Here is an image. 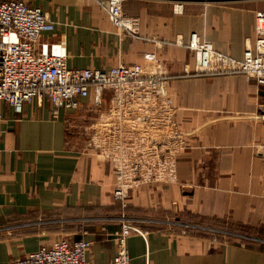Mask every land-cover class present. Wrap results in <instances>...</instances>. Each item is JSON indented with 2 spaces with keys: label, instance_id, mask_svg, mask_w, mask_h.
Instances as JSON below:
<instances>
[{
  "label": "crops",
  "instance_id": "0c3cea01",
  "mask_svg": "<svg viewBox=\"0 0 264 264\" xmlns=\"http://www.w3.org/2000/svg\"><path fill=\"white\" fill-rule=\"evenodd\" d=\"M21 1L54 24L36 53L64 55L67 68L139 64L156 52L187 145L177 181L130 192L122 219L109 163L85 148L83 132L108 92L96 107L90 88L57 114L45 98L20 112L0 101V264L61 237L86 240V261L110 264L125 225L129 264H264V87L242 74H195L187 48L195 33L241 59L264 0H123V13L140 18L138 37L123 39L106 0Z\"/></svg>",
  "mask_w": 264,
  "mask_h": 264
},
{
  "label": "built area",
  "instance_id": "2783aa9c",
  "mask_svg": "<svg viewBox=\"0 0 264 264\" xmlns=\"http://www.w3.org/2000/svg\"><path fill=\"white\" fill-rule=\"evenodd\" d=\"M122 2L106 0L113 31L120 39L138 37L140 18L125 15ZM173 9L180 11L181 6L175 4ZM53 30L54 24L39 7L0 0V101L20 112L23 103L45 98L57 114L62 107H78L76 99L86 97L90 88L96 107L108 92L106 109L98 110L83 126L85 148L109 163L113 199L125 219L130 192L143 184L177 181V155L187 145L166 94V70L154 51L146 52L139 64L67 68L64 55L35 51L39 36ZM253 31L254 41H246L241 59L218 51L193 33L187 45L195 59L193 72L242 74L264 87V11L255 12ZM128 235L125 225L110 264H129ZM88 246L86 240L61 237L7 264H91L85 258Z\"/></svg>",
  "mask_w": 264,
  "mask_h": 264
},
{
  "label": "rangeland",
  "instance_id": "374dc122",
  "mask_svg": "<svg viewBox=\"0 0 264 264\" xmlns=\"http://www.w3.org/2000/svg\"><path fill=\"white\" fill-rule=\"evenodd\" d=\"M184 222H188L186 224L196 223V224H201V225L214 226L213 228H219V227H221L220 225H218V223H215V222L203 221V220H197V219L195 220V219H192V218H188ZM196 224H189V225H196Z\"/></svg>",
  "mask_w": 264,
  "mask_h": 264
}]
</instances>
